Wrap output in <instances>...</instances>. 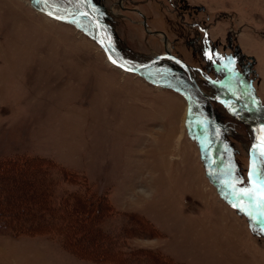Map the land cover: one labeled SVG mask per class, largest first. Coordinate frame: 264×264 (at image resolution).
Masks as SVG:
<instances>
[{"label":"rangeland","instance_id":"rangeland-1","mask_svg":"<svg viewBox=\"0 0 264 264\" xmlns=\"http://www.w3.org/2000/svg\"><path fill=\"white\" fill-rule=\"evenodd\" d=\"M31 2L0 0V207L40 229L0 264H264V0Z\"/></svg>","mask_w":264,"mask_h":264},{"label":"water","instance_id":"water-1","mask_svg":"<svg viewBox=\"0 0 264 264\" xmlns=\"http://www.w3.org/2000/svg\"><path fill=\"white\" fill-rule=\"evenodd\" d=\"M30 5H31V7H32L33 9H35L36 11L41 12V13H43V14H45V15H47V16L53 18V19L58 20V21H61V22H67V21H71V20H73V19H65V18H60V17L57 18L58 16H56V15H54V14H52V13H51V15H49V13H50L49 11H47V10H45V9L39 7V6H35V5L33 4V0H32V2H31ZM87 15H88V13H87ZM88 16H90L91 18L94 19V17H93L92 15H88ZM95 24L97 25V36H98V38H99V42H100V44H101V46H102V49L104 50V52H105L107 58H108L109 60H111V62H112V61H115L116 63H113V62H112V63L115 64V65H117L119 68H121V69H122L123 71H125V72H128V73L137 72V69L134 70V69L127 68V67L121 65L119 62H117V61L111 56V54H110V52H109L107 46H106L105 43H104L103 38H102V35H101L100 30H99V26H98V21H97V20H95ZM166 56H167L169 59L175 60L178 64H180L181 66H183L184 69H186V71H187L189 77L191 78L193 84H194L195 87L197 88L196 83H195L193 77H191V73L189 72V71H190V67L187 66V65H185V64H184L181 60H179L177 57L172 56L170 53H166L165 57H166ZM201 93H202V92H201ZM202 94H203V93H202ZM204 95H205V94H204ZM207 97H208V96H207ZM221 97L223 98L224 101H226V102H228V103L235 104V105H238V106H240V107H244V108H246V109H250V110L253 111V112L256 111V110H254V109L252 108V106H249L248 104H245V103H243V102H239V101H237V100H235V99H233V98H231V97H229V96H227V95H222ZM190 116H191V108H190V103H189V101H188V104H187V117H190ZM197 140H198L199 144L201 145V151H200V153H201V158H202L203 160H206L205 157H204V149H205V145L203 144V142H202V140H201L200 137H198ZM260 143H261V142L259 141V142H258L255 146H253V147L258 146ZM208 165H209L210 167H212V164H211V163H208ZM209 172H210V171L208 170V171H207V174H209ZM226 190H227V188H226ZM224 194L226 195V192H225ZM226 198H227V200H231V199H229V196H228V195H226ZM244 210H246V208H244ZM253 217H254V216H253ZM254 218H255V217H254ZM256 224H257V223H256ZM257 225H258L259 227L262 226L261 224H257Z\"/></svg>","mask_w":264,"mask_h":264},{"label":"trees","instance_id":"trees-1","mask_svg":"<svg viewBox=\"0 0 264 264\" xmlns=\"http://www.w3.org/2000/svg\"><path fill=\"white\" fill-rule=\"evenodd\" d=\"M15 162V164H17V165H20V163H18L17 161H14ZM23 166V165H22ZM25 166V165H24ZM19 166H9V165H7V166H4V165H2L1 163H0V179H3L2 177V173H3V171L5 170V169H13V168H18ZM20 168H22L23 169V167H20ZM2 171V172H1ZM6 189L5 188H2V187H0V193H2L3 195H2V200H4L5 201V195L8 193V192H6L5 191ZM15 200H18V198L16 199V197H15ZM32 206H34V205H32ZM25 208V207H24ZM26 209V208H25ZM94 214V212L92 211L91 212V217H93V218H95V216H96V214L95 215H93ZM27 215H28V213H27ZM19 216H25V215H23V213H21V210H19V211H15V209H13V208H11V207H7V208H2V207H0V229H6V228H9V229H11L13 232H34V230H39L40 229V226L38 225V224H30V225H24V224H22L21 223V225H20V227L18 226V225H15V224H13V222H12V220L11 219H13V218H15V217H19ZM30 216V215H29ZM23 225V226H22ZM36 225V226H35ZM39 227V228H38ZM96 228H98V227H95V229ZM79 239H82V234L81 235H79L78 237H77V239L76 240H79ZM84 239V238H83ZM95 260H105L106 259V256H105V258H104V256H102V255H100V257L98 256V258H94ZM106 261V260H105Z\"/></svg>","mask_w":264,"mask_h":264},{"label":"snow or ice","instance_id":"snow-or-ice-1","mask_svg":"<svg viewBox=\"0 0 264 264\" xmlns=\"http://www.w3.org/2000/svg\"><path fill=\"white\" fill-rule=\"evenodd\" d=\"M51 15V13H49ZM59 18V17H57ZM211 58V57H209ZM113 63H116L115 61H112ZM261 147H264V140H261ZM261 155H264V151L261 152ZM259 175V174H258ZM252 178V173H249V179ZM255 183V181H253ZM241 183H243L241 181ZM259 184H260V199L264 201V176L259 177ZM238 197H251V193L247 188H243L238 194ZM232 207L237 208L241 212L244 211V209L237 203H233ZM247 215L249 216V219L252 220L254 223L262 224V226L259 229L254 228L255 231H259L261 235H264V211H261L258 213V215L254 218L251 212H248Z\"/></svg>","mask_w":264,"mask_h":264},{"label":"bare ground","instance_id":"bare-ground-1","mask_svg":"<svg viewBox=\"0 0 264 264\" xmlns=\"http://www.w3.org/2000/svg\"><path fill=\"white\" fill-rule=\"evenodd\" d=\"M33 4L35 5V6H37L38 5V3H37V0H33ZM218 96V98H220L221 97V95H217ZM221 99H223L222 97H221ZM262 131H263V134H262V137L260 138V142H261V140H264V128L262 129ZM263 147H261V143L258 145V146H256V147H253L252 149H251V151H250V154H249V158H250V172L251 171H253L254 173H256L257 175H256V177H258V172H257V169H256V166H255V158H256V154H257V152L259 151V150H261ZM259 191V190H258ZM253 203H255V202H253ZM252 203V204H253ZM255 207L252 205L251 206V209H252V215L254 216V217H256L257 215H258V213L259 212H261V211H257L256 209H254ZM262 225V224H261Z\"/></svg>","mask_w":264,"mask_h":264},{"label":"crops","instance_id":"crops-1","mask_svg":"<svg viewBox=\"0 0 264 264\" xmlns=\"http://www.w3.org/2000/svg\"><path fill=\"white\" fill-rule=\"evenodd\" d=\"M37 12H38V11H35V14H42V13H40V12H38V13H37ZM164 47H165V46H164Z\"/></svg>","mask_w":264,"mask_h":264},{"label":"flooded vegetation","instance_id":"flooded-vegetation-1","mask_svg":"<svg viewBox=\"0 0 264 264\" xmlns=\"http://www.w3.org/2000/svg\"><path fill=\"white\" fill-rule=\"evenodd\" d=\"M218 95H221V94H218Z\"/></svg>","mask_w":264,"mask_h":264}]
</instances>
